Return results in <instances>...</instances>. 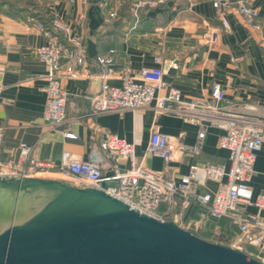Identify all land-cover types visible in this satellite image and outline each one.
<instances>
[{
	"label": "crops",
	"instance_id": "obj_1",
	"mask_svg": "<svg viewBox=\"0 0 264 264\" xmlns=\"http://www.w3.org/2000/svg\"><path fill=\"white\" fill-rule=\"evenodd\" d=\"M140 1L0 0L3 161L17 163L22 144L31 147L35 158L41 161L58 164L65 152L89 161L93 152L102 153L103 140L116 135L134 144L137 164L164 173L177 183L195 165L197 182L190 194H217L220 184L208 179L205 166L230 167V153L219 145L223 131L217 126L208 127L198 154L177 152L166 163L161 156L148 153L153 131L169 135L175 146L182 143L190 148L198 143L199 127L187 121L191 112L184 106L170 113H158L153 103L144 109L86 117L91 104L83 95L98 93L103 81L121 86L120 74L126 66L136 77L145 68H162L168 86L179 89L184 101L216 104L225 100L236 106L235 113L264 122V0H242L258 9L259 29L244 25L241 17L231 12L224 15L228 30L222 26L214 0H164L155 8H136ZM113 10H117L118 17L105 24L104 17ZM30 16L45 21L56 17L67 22L74 33L83 36L89 61L110 57L116 71V75L106 79L103 71L89 62L87 67L77 69V77H64L62 83L70 103L65 123L55 129L44 121L48 68L37 52L47 39L28 24ZM214 30L215 41L210 43L208 35ZM167 93L165 89L161 94ZM68 132L75 137H66ZM114 166L125 171L130 163L105 161L101 168L106 177L111 176ZM254 169L250 185L255 195H264V145ZM167 210V205L160 208L162 213ZM239 211L264 221V210L256 206L243 205ZM176 212L171 218H176L181 227L209 241L221 237L226 240L221 244L237 247L239 229L231 218L210 219L206 208L194 204H179ZM244 251L264 262V252L258 248L247 246Z\"/></svg>",
	"mask_w": 264,
	"mask_h": 264
},
{
	"label": "built area",
	"instance_id": "obj_2",
	"mask_svg": "<svg viewBox=\"0 0 264 264\" xmlns=\"http://www.w3.org/2000/svg\"><path fill=\"white\" fill-rule=\"evenodd\" d=\"M68 1L75 3L77 0ZM162 3L164 0H142L136 4V8H155ZM213 6L222 26L227 30L229 23L224 19V15L231 12L239 15L244 25L260 28L258 9L242 0H214ZM117 17V10L110 11L104 17V23L110 24ZM27 22L40 30L47 39V43L37 52L48 68L44 121L51 129H55L65 123L66 108L70 103V95L63 86L62 79L77 77V69L87 67L90 62L84 38L74 33L67 22L56 17L45 21L30 16ZM215 35V30L208 35L210 43L215 41ZM90 63L97 65L106 79L116 75L110 57H97ZM120 79L121 86H113L103 81L98 95H83L91 104V112L85 116L144 109L151 107L153 103L158 113H170L184 106L191 112L187 121L199 127L198 143L190 148L182 143L175 146L169 135L153 131L148 153L161 156L166 163L170 162L177 152L198 154L206 139L208 127L217 126L223 131L219 145L230 153V167L226 169L223 165L216 164L205 166L208 179L220 184L214 197L211 194H190L197 182V166H192L190 174L177 183L164 173L154 172L142 164H137L134 144L116 135L103 140L100 143L102 153L93 152L91 160L85 161L65 152L58 164L36 159L33 149L22 144L17 163L3 161L0 157V176L52 178L81 188L99 187L104 181L114 182L117 186L107 190L110 195L133 209L162 221L174 220L178 223L171 215L177 214L179 204L185 207L194 204L206 208L210 219L231 218L239 229L238 248L244 250L245 247L252 246L264 252V221L256 215L239 211L243 205H253L264 210V195H255L250 185L258 154L264 145V122L235 113L236 106L225 100H218L216 104L184 101L179 89L168 86L162 68H145L140 76L136 77L131 68L126 66L120 74ZM165 89L168 93L162 95ZM66 137L74 138L75 135L68 132ZM3 139L4 130L0 128V153ZM109 160L116 163L127 160L130 168L123 171L114 166L111 176L106 177L101 166ZM162 205L168 206L166 212H160Z\"/></svg>",
	"mask_w": 264,
	"mask_h": 264
},
{
	"label": "water",
	"instance_id": "obj_3",
	"mask_svg": "<svg viewBox=\"0 0 264 264\" xmlns=\"http://www.w3.org/2000/svg\"><path fill=\"white\" fill-rule=\"evenodd\" d=\"M116 186L0 176V217L11 218L0 231V264H264L133 209L107 192Z\"/></svg>",
	"mask_w": 264,
	"mask_h": 264
},
{
	"label": "rangeland",
	"instance_id": "obj_4",
	"mask_svg": "<svg viewBox=\"0 0 264 264\" xmlns=\"http://www.w3.org/2000/svg\"><path fill=\"white\" fill-rule=\"evenodd\" d=\"M0 218H1L0 219V231H1L3 228H5L7 225H9L11 223V218L8 217V216H6V217H0ZM19 219H17V222L19 221ZM210 241H212V242H218V243H224V244L226 242V240L223 239V238H221V237L215 238V239H211ZM249 254H252V252L250 253V251H249ZM253 255H251V256L254 257L255 255L254 256ZM254 258L257 259L258 257H254ZM258 260H260V259H258Z\"/></svg>",
	"mask_w": 264,
	"mask_h": 264
},
{
	"label": "trees",
	"instance_id": "obj_5",
	"mask_svg": "<svg viewBox=\"0 0 264 264\" xmlns=\"http://www.w3.org/2000/svg\"><path fill=\"white\" fill-rule=\"evenodd\" d=\"M189 231H191L192 233H194V234H196V235H198V236H200V237H202V238H204L202 235H200L199 233H195V232H193L192 230H189ZM205 239V238H204ZM207 240V239H206ZM250 255V254H249ZM254 257H256V256H254ZM258 259V258H257Z\"/></svg>",
	"mask_w": 264,
	"mask_h": 264
}]
</instances>
